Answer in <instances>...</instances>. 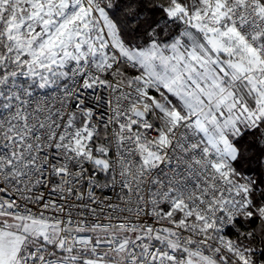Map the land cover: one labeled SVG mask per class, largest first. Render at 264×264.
I'll list each match as a JSON object with an SVG mask.
<instances>
[{
    "label": "snow or ice",
    "instance_id": "6c2138e0",
    "mask_svg": "<svg viewBox=\"0 0 264 264\" xmlns=\"http://www.w3.org/2000/svg\"><path fill=\"white\" fill-rule=\"evenodd\" d=\"M0 264H264V0H0Z\"/></svg>",
    "mask_w": 264,
    "mask_h": 264
}]
</instances>
